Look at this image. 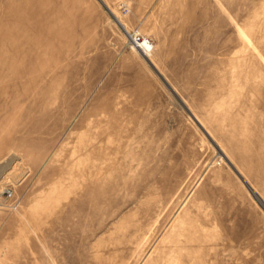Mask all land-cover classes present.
<instances>
[{"label": "rangeland", "instance_id": "rangeland-1", "mask_svg": "<svg viewBox=\"0 0 264 264\" xmlns=\"http://www.w3.org/2000/svg\"><path fill=\"white\" fill-rule=\"evenodd\" d=\"M0 264H264V0H0Z\"/></svg>", "mask_w": 264, "mask_h": 264}, {"label": "built area", "instance_id": "built-area-1", "mask_svg": "<svg viewBox=\"0 0 264 264\" xmlns=\"http://www.w3.org/2000/svg\"><path fill=\"white\" fill-rule=\"evenodd\" d=\"M132 40H133V42H134V44L136 46L147 45V43L146 42L144 43V41L141 39L140 36H133ZM4 191L7 194V196H11L12 195V192H11L10 188H6Z\"/></svg>", "mask_w": 264, "mask_h": 264}, {"label": "bare ground", "instance_id": "bare-ground-1", "mask_svg": "<svg viewBox=\"0 0 264 264\" xmlns=\"http://www.w3.org/2000/svg\"><path fill=\"white\" fill-rule=\"evenodd\" d=\"M27 13H29V12H27ZM26 15H27V14H26ZM114 20H115L120 26H122L121 23L119 22V20L117 19V17H114Z\"/></svg>", "mask_w": 264, "mask_h": 264}]
</instances>
